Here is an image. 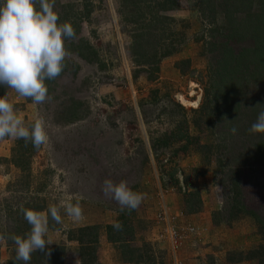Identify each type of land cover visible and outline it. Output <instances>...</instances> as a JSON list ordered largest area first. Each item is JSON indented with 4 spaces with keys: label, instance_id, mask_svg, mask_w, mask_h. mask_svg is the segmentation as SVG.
Segmentation results:
<instances>
[{
    "label": "rangeland",
    "instance_id": "1",
    "mask_svg": "<svg viewBox=\"0 0 264 264\" xmlns=\"http://www.w3.org/2000/svg\"><path fill=\"white\" fill-rule=\"evenodd\" d=\"M53 10L75 36L48 98L36 105L0 87L48 137L38 150L0 139V264L15 248L6 237L30 230L21 206L61 216L48 218L49 244L29 264H175L155 240L159 207L179 228L199 226L177 264L264 253V134L249 131L264 111V0H55ZM105 179L143 194L140 205L121 211ZM65 201L79 204L80 220ZM117 221L120 230L107 227ZM88 225L97 241L79 250L68 231Z\"/></svg>",
    "mask_w": 264,
    "mask_h": 264
},
{
    "label": "clouds",
    "instance_id": "2",
    "mask_svg": "<svg viewBox=\"0 0 264 264\" xmlns=\"http://www.w3.org/2000/svg\"><path fill=\"white\" fill-rule=\"evenodd\" d=\"M55 0H0V87L12 89L19 96L39 105L48 98L46 81L57 78L65 67L64 42L74 38L75 31L68 22H58L59 16L53 10ZM233 128L232 132L235 133ZM251 133L264 134V111L250 126ZM11 137L30 142L34 149L47 143L48 137L42 119H36L25 126L14 110L7 94L0 95V139ZM102 192L119 206L120 210L136 209L143 194L133 191L125 181L114 183L105 179ZM65 213L74 221L82 217L79 204L65 201ZM20 213L30 226L23 236L8 237L15 245L13 264H29L32 253L45 252L49 242L46 239L48 218L61 222L57 207H50L47 214L24 208ZM112 227L120 230L119 221ZM0 239H5L0 236Z\"/></svg>",
    "mask_w": 264,
    "mask_h": 264
},
{
    "label": "built area",
    "instance_id": "3",
    "mask_svg": "<svg viewBox=\"0 0 264 264\" xmlns=\"http://www.w3.org/2000/svg\"><path fill=\"white\" fill-rule=\"evenodd\" d=\"M173 218L174 217L169 214L165 207H159L154 217L157 226L155 240L162 242L166 241L168 243L174 263L177 264V250L183 245V242H189L192 240L195 244H198L197 241L200 238V231L197 224H187L182 226V228H179L173 222Z\"/></svg>",
    "mask_w": 264,
    "mask_h": 264
},
{
    "label": "trees",
    "instance_id": "4",
    "mask_svg": "<svg viewBox=\"0 0 264 264\" xmlns=\"http://www.w3.org/2000/svg\"><path fill=\"white\" fill-rule=\"evenodd\" d=\"M15 162L18 163L17 160ZM196 210H197V207L193 208L190 211H196ZM36 211H37V209H36ZM251 214L254 215L253 213H251ZM254 217L257 219V216H254ZM107 227L108 228H112L111 225H108ZM96 228H97V225H88V226H84V227H79V228L73 230V234L74 235H70V233L72 231H68V238L69 239H75L76 241H78V243L80 244L79 245V250H81L85 246V244L84 245H81V244L87 242V241H84L83 238L89 237V236H94L95 237V242L97 241V234H95ZM6 241L7 242L9 241L8 243H12V241L9 240V238H7V237H6ZM63 250H64V248H63ZM35 253L36 252L32 253V255H35ZM82 254H83V252L82 253L80 252V255H82ZM238 255H239L238 258H236V259H230L229 262L230 263H235V262L241 261L244 258L245 259H254L255 258V259H258L259 264H263L262 263L263 262L262 259L264 257L263 245H260V247L254 249L253 251H251V250L248 251L247 252V255L241 256V253H239ZM14 257H15V251L12 253V259H8L7 262H6V264H13ZM34 258L35 257H33V260H34ZM60 258L61 259H59V261L56 264H61L62 257H60ZM82 264H89V263L85 259H83ZM94 264H96V263H94Z\"/></svg>",
    "mask_w": 264,
    "mask_h": 264
},
{
    "label": "crops",
    "instance_id": "5",
    "mask_svg": "<svg viewBox=\"0 0 264 264\" xmlns=\"http://www.w3.org/2000/svg\"><path fill=\"white\" fill-rule=\"evenodd\" d=\"M5 253H6V248L1 246L0 247V262H5L4 260L7 259V256ZM193 264H195V263H193ZM234 264H258V263H256V261L253 259H249V260H242L239 262H235Z\"/></svg>",
    "mask_w": 264,
    "mask_h": 264
},
{
    "label": "bare ground",
    "instance_id": "6",
    "mask_svg": "<svg viewBox=\"0 0 264 264\" xmlns=\"http://www.w3.org/2000/svg\"><path fill=\"white\" fill-rule=\"evenodd\" d=\"M178 98L181 100V102L188 103L191 106H194L195 107L197 105V101L196 100H193L192 101V100L185 99L182 95H179Z\"/></svg>",
    "mask_w": 264,
    "mask_h": 264
}]
</instances>
